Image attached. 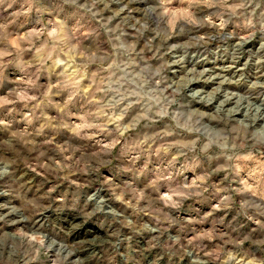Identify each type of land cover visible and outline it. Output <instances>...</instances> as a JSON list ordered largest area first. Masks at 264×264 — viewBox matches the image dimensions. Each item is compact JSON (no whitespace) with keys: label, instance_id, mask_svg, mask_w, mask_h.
I'll return each instance as SVG.
<instances>
[{"label":"clouds","instance_id":"9594fccd","mask_svg":"<svg viewBox=\"0 0 264 264\" xmlns=\"http://www.w3.org/2000/svg\"><path fill=\"white\" fill-rule=\"evenodd\" d=\"M0 264H264V0H0Z\"/></svg>","mask_w":264,"mask_h":264}]
</instances>
